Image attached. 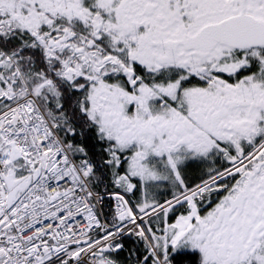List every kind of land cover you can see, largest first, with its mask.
<instances>
[{
    "label": "snow or ice",
    "instance_id": "6c2138e0",
    "mask_svg": "<svg viewBox=\"0 0 264 264\" xmlns=\"http://www.w3.org/2000/svg\"><path fill=\"white\" fill-rule=\"evenodd\" d=\"M0 264H264V0H0Z\"/></svg>",
    "mask_w": 264,
    "mask_h": 264
}]
</instances>
